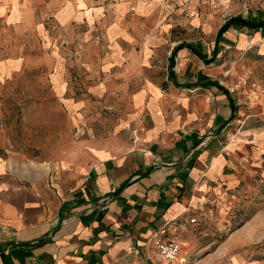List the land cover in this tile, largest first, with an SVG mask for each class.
Here are the masks:
<instances>
[{"label":"crops","instance_id":"crops-1","mask_svg":"<svg viewBox=\"0 0 264 264\" xmlns=\"http://www.w3.org/2000/svg\"><path fill=\"white\" fill-rule=\"evenodd\" d=\"M42 1L0 4V89L26 75L63 124L54 150L0 152V264H170L159 229L207 254L196 233L264 176V127L240 118L219 59L264 33L232 24L218 41L233 17L264 22V0ZM224 248L202 263L244 264Z\"/></svg>","mask_w":264,"mask_h":264},{"label":"rangeland","instance_id":"rangeland-1","mask_svg":"<svg viewBox=\"0 0 264 264\" xmlns=\"http://www.w3.org/2000/svg\"><path fill=\"white\" fill-rule=\"evenodd\" d=\"M3 3L13 4L12 0H0V4ZM260 30L264 33V28ZM251 32L253 31H250L249 35ZM9 36L8 29L3 33L0 28V49L7 47L1 45ZM246 43L247 40L243 37L241 45ZM237 50L236 47H230V50L219 57L220 63L226 62L228 68L233 71L228 72L226 83L233 89L232 94L241 105L240 110L245 111L239 114L240 118H246L247 115L254 113L246 126L263 128L264 39L257 43H249L247 48L241 51ZM209 55L212 60L215 59L213 51ZM234 70L237 71L236 75L233 74ZM28 81L26 75L19 76L14 78L13 83H6L0 89V152L4 154L15 148L54 150L51 144L60 140L56 135L62 133L63 124L47 123L51 116L59 117L58 108L50 106L49 102H44L42 98L39 102H29L31 93L28 92L30 89ZM46 157L39 153L27 158L35 160ZM258 180L259 187L253 190L252 195H249L247 190L239 189L236 200L235 198L228 200L229 205L234 204L228 211V218L224 217L214 222L206 234L196 233L194 243L198 245L208 243L210 248H207V254L201 251H183L177 260L169 263L203 264L204 257L214 253L223 244L226 250L234 248L233 251L222 252L224 261L235 259L241 254L245 256L244 264L251 262L264 264V176L258 177ZM161 261L166 262L163 259Z\"/></svg>","mask_w":264,"mask_h":264},{"label":"built area","instance_id":"built-area-1","mask_svg":"<svg viewBox=\"0 0 264 264\" xmlns=\"http://www.w3.org/2000/svg\"><path fill=\"white\" fill-rule=\"evenodd\" d=\"M150 242L153 254L161 259L172 262L181 256L183 242L176 234L167 235L166 229L155 231Z\"/></svg>","mask_w":264,"mask_h":264},{"label":"trees","instance_id":"trees-1","mask_svg":"<svg viewBox=\"0 0 264 264\" xmlns=\"http://www.w3.org/2000/svg\"><path fill=\"white\" fill-rule=\"evenodd\" d=\"M232 24H237V25H241V26H247L250 29H254V30H260L261 28H264V22H251L248 20L243 19L242 17H233L230 20H228L219 30V34H218V41L220 40V37L222 36L223 33H225ZM224 90H226L227 92H229L228 89L222 87ZM230 93V92H229Z\"/></svg>","mask_w":264,"mask_h":264},{"label":"water","instance_id":"water-1","mask_svg":"<svg viewBox=\"0 0 264 264\" xmlns=\"http://www.w3.org/2000/svg\"><path fill=\"white\" fill-rule=\"evenodd\" d=\"M181 48H182V46H179L177 49L179 50ZM175 63H176V60H175V58H173L172 65H175ZM228 123H229L228 121L223 123L220 127H218L215 131H213V133H219L228 125Z\"/></svg>","mask_w":264,"mask_h":264}]
</instances>
